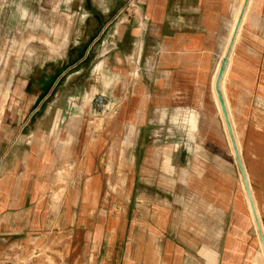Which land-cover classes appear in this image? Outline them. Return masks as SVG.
<instances>
[{"label": "crops", "instance_id": "1", "mask_svg": "<svg viewBox=\"0 0 264 264\" xmlns=\"http://www.w3.org/2000/svg\"><path fill=\"white\" fill-rule=\"evenodd\" d=\"M245 1L131 0L111 18L109 3L98 10L70 0L73 50L78 28L101 27L75 50L73 66L95 56L87 87L106 90L103 117L118 107L98 129L61 111V92L49 101L48 92L25 91L1 109L0 264H256L264 245V0H248L221 91L242 138L257 232L236 157L223 152L213 96ZM115 77L126 101L103 85Z\"/></svg>", "mask_w": 264, "mask_h": 264}, {"label": "rangeland", "instance_id": "2", "mask_svg": "<svg viewBox=\"0 0 264 264\" xmlns=\"http://www.w3.org/2000/svg\"><path fill=\"white\" fill-rule=\"evenodd\" d=\"M79 1L85 2L84 6L92 4L98 10L101 9L103 3H109L111 7L110 17L112 18L118 11L125 9L126 4L131 0ZM69 2L70 0H0V111L1 109L10 108L13 98L20 97L25 91L31 94L33 92L36 96L38 93L43 96L48 92L49 101L56 97L58 92H61L64 99L63 103L58 106L59 109L64 112L70 111L74 117L79 116L84 121L83 127L98 129L104 126L105 120L114 114L118 106H114L115 108L111 110L110 114L103 117L100 114L103 104L100 102V98L103 99L102 93L106 92V90L103 91L101 88L87 87L88 81L92 80L91 67L95 66L97 60L95 56L90 54L87 60H84L76 67L73 66V63L78 59L79 55V52L75 50L82 49L86 46L87 41L85 40L91 34L97 32V30L99 32L101 27L99 25H83L81 30L77 27L81 41L80 45L73 50L71 38L73 37L75 24L72 22H75L76 19L74 17L75 10L72 9L70 11L69 8H66ZM55 3L56 7L61 4L60 14H62L61 22L56 24L54 20L55 14L51 8ZM125 16H128V13L123 12L120 15L119 21ZM135 16V13L130 11L129 19ZM117 23L118 20L115 24ZM233 25L231 26L230 32ZM100 45L101 42H97L94 50L96 51ZM63 49H66V54L61 57L60 69L54 66V63L58 62L61 58L58 55L54 56L50 54H59ZM98 68L101 69V72L94 76V84L101 83L102 65L98 64L95 71ZM71 77L76 78L75 81L72 82L71 86L65 87L66 82ZM130 78L132 77L129 76L127 78V82ZM54 81H58V83L50 89V84ZM121 82L123 83V81ZM27 83L29 84L28 87ZM114 83L119 84V78L115 77L109 82L104 81L103 85L113 88ZM109 91L110 96L114 95L118 97L116 103L118 101H126L130 95L129 92L122 88V85L115 86ZM96 96L97 103L96 100H92V97L95 99ZM70 97L73 99L69 106L67 102ZM104 108L109 110L110 104H106ZM232 122L233 130L237 135L235 122L233 120ZM236 137L241 147V156L243 159L242 138L238 135ZM145 139L148 144L151 139L161 141L164 138ZM221 145L223 152L232 158L224 133L221 137ZM257 261H260V254L258 255Z\"/></svg>", "mask_w": 264, "mask_h": 264}, {"label": "bare ground", "instance_id": "3", "mask_svg": "<svg viewBox=\"0 0 264 264\" xmlns=\"http://www.w3.org/2000/svg\"><path fill=\"white\" fill-rule=\"evenodd\" d=\"M240 11V10H239ZM241 12H242V10H241ZM239 13V12H238ZM240 15H241V13H239ZM244 15V14H243ZM239 18H240V16H239ZM242 20V19H241ZM236 21H237V18H236ZM236 21H235V23H234V25H233V27H232V30H231V32H230V35H229V38H228V40H227V43H226V46H225V49H224V58H225V56H226V54H227V52H228V50H229V47H230V44H231V42H232V40H233V37L235 36V39H234V42H233V44L236 42V40H237V37H238V33H239V30H240V25H241V22H240V25H239V27L237 28V24H238V22H239V19H238V22L236 23ZM236 28H237V30H236ZM237 31H238V33H237ZM140 42V41H139ZM233 46V45H232ZM232 48V47H231ZM138 49V48H137ZM230 52H231V50H230ZM230 56V55H229ZM223 58V59H224ZM229 59V58H228ZM230 60V59H229ZM219 67V66H218ZM101 72V69H99L98 68V70H96L95 71V73H97V75L99 74ZM225 74V73H224ZM215 80H216V75H215V77L213 78V85H214V83H215ZM223 81H224V75H223V78H222V81H221V85H220V88H221V91H222V93L224 94V89H223ZM214 91V90H213ZM214 101H215V104H216V107H217V110H218V114H219V117H220V120H221V124H222V127H223V130H224V133H225V136H226V139H227V142H228V146H229V148H230V151H231V154H232V156L233 157H236V160H237V157H239V155H238V150H239V144H238V141H237V137H236V134H235V131L233 130V122L229 119V122H230V125H231V129H232V134H233V140L231 139V137L229 136V133H228V131H227V127H226V125H225V122H224V119H223V115H222V112H221V109H220V105H219V102H218V100H217V96H216V94H215V92H214ZM225 101V107H226V110H227V112H228V105H227V103H226V100H224ZM100 102L101 103H103V99H101L100 98ZM229 117H230V115H229ZM240 171V170H239ZM244 173V172H243ZM248 181V180H247ZM250 187V186H249ZM244 189V188H243ZM250 189V188H249ZM246 193V192H245ZM248 198V197H247ZM250 198H251V196H250ZM254 199V198H253ZM247 200V199H246ZM247 202V206H248V212H249V215H250V220H251V222H252V224H253V226H254V229H255V231L257 232L258 231V227H259V224H258V219H259V215H258V211H257V209H256V207H255V203H254V201H253V203H254V206H253V203H251L252 202V200H251V202H250V200L248 201H246ZM249 202H250V205H249ZM260 237V236H259ZM261 239V238H260ZM259 246H260V261H257L256 260V262H257V264H263L262 262H263V260H264V253H263V247H264V245H262V243L259 241Z\"/></svg>", "mask_w": 264, "mask_h": 264}, {"label": "water", "instance_id": "4", "mask_svg": "<svg viewBox=\"0 0 264 264\" xmlns=\"http://www.w3.org/2000/svg\"><path fill=\"white\" fill-rule=\"evenodd\" d=\"M247 3H248V0L245 1L244 6L242 8V12H241V15H240V18H239V22L237 24V28L240 25V22H241V19L243 17V14L245 12ZM237 28H236V30H237ZM234 39H235V36L233 37V40H232V42L230 44L229 50H228L225 58L221 62V65L219 67V70H218V73H217V76H216L215 85H214V90H215V93H216L217 98H218V102H219L220 109H221V112H222V115H223V119H224L225 125L227 127V131L229 133V136L231 137L232 140H233L232 129H231V125H230V122H229V117H228V114H227V110L225 108L224 100H223V97H222V94H221L220 83L222 81L223 75H224L225 70H226V67H227L228 58H229V55H230V50H231V47L233 45ZM237 164H238V168H239V170L241 172V175L243 177V182H244V185H245V189H246V192H247V196H248V198H249V200L251 202L249 189H248L246 180L244 178L243 168H242V164H241V161H240V158L239 157H237Z\"/></svg>", "mask_w": 264, "mask_h": 264}]
</instances>
